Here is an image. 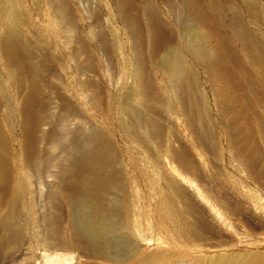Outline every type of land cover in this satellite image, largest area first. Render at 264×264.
Returning a JSON list of instances; mask_svg holds the SVG:
<instances>
[{
	"label": "bare ground",
	"instance_id": "6f19581e",
	"mask_svg": "<svg viewBox=\"0 0 264 264\" xmlns=\"http://www.w3.org/2000/svg\"><path fill=\"white\" fill-rule=\"evenodd\" d=\"M140 1L139 5L137 0H118L117 3L118 21L128 27L134 39V57L140 69L144 65V57L142 60L141 56L146 53L142 46L145 44V47L147 41L150 42V57L158 58L155 64L168 71L174 81L184 76L182 66L186 63V52L199 63H203L201 60L204 61L206 57L212 59L227 73L219 91L224 101L231 104V107H226L231 110L233 107L234 110L236 105H241L245 114L242 126L245 124L249 127L247 139L256 134L258 143L263 146L264 9L261 0H234L230 3L227 0ZM159 2L169 6L168 17L164 18L157 8ZM67 3L66 0H47L58 25L52 42L56 48L55 60L62 69H71L77 87L100 86L98 80L102 74L103 61L96 54L91 61L81 56L90 41L79 29L74 35L68 34L76 22ZM26 25L23 0H0V233L3 231L4 237L0 246L7 247L8 239L11 238L22 240L28 237L34 247V259L29 264H36L40 254L44 264H73L71 257L61 258L58 251L75 248L92 257L114 260L120 264H151L150 257L143 254L141 245L134 238V233L138 231L134 232L130 205L125 199L127 188L123 180L119 182L117 171L108 168V138L104 137L98 123L89 126L84 121H78L74 126L69 123L80 116L74 106L75 102L80 103L78 91L71 89L73 85L69 80H65V85L61 86L65 92H69V97L67 93L65 96L59 95L62 100L60 106L65 110L63 115L56 118L59 126L45 127L54 118L52 108L56 101L45 99L47 79L44 65L23 56V52L29 57L34 53L28 44ZM104 29L101 28L103 32ZM107 34L104 33V36ZM98 44L110 50L111 42L103 35L96 40L94 47ZM143 49L145 53L141 52ZM146 57L145 61L149 56ZM89 71L95 77L85 79L84 75ZM131 86L122 96L121 110L118 109L128 116L127 119H131L132 126L123 125L126 133L148 121L146 115L140 112V107L132 103L135 96ZM98 91L95 98L100 103L101 95ZM84 104L82 102L81 109ZM235 115L237 119V113ZM67 134L71 135L69 142L65 139ZM56 142L60 147L57 153L53 151ZM17 149L20 152L19 164L14 160V150ZM54 164L64 170L63 181L60 183L50 180V177L55 176L51 168ZM120 191L124 198L118 194ZM57 199L62 200L60 220H54L52 212L48 211L55 206ZM43 231L48 236L46 242L40 238ZM36 249H40L39 254ZM52 249H57V255L48 252ZM241 259L245 260L244 264H264L263 254H221L213 260L214 264H239ZM15 263L12 261V264Z\"/></svg>",
	"mask_w": 264,
	"mask_h": 264
},
{
	"label": "rangeland",
	"instance_id": "374dc122",
	"mask_svg": "<svg viewBox=\"0 0 264 264\" xmlns=\"http://www.w3.org/2000/svg\"><path fill=\"white\" fill-rule=\"evenodd\" d=\"M87 1L66 0L76 22L68 34L74 35L79 29L90 41L81 56L91 61L96 54L103 61L102 74L98 80L100 86L81 88L74 82L71 69H62L55 60L56 48L52 42L58 25L47 0H23L28 44L30 50L34 51L30 57L24 52L23 56L44 65L47 79L45 99L56 101L52 108L54 118L45 127L59 126L56 118L65 113L60 106L62 100L59 95L65 96L67 93L69 97V92L61 87L65 85V80H69L73 85L71 89L78 91L80 102L74 103L80 116L69 123L72 126L78 121H84L87 126L98 123L102 134L108 138V168L117 171L119 182L123 180L125 189H128L125 190V199L130 205L134 232L138 231L134 233V238L141 245L143 254L150 257L151 264H214L213 259L221 254L264 255V144L258 143L256 134L247 139L249 127L245 124L242 126L245 114L241 105L231 110V104L219 94L227 76L226 71L221 70L212 59L206 57L205 62L201 60L203 63H199L186 52V63L182 68L187 73L183 72L184 76L174 81L168 71L155 64L158 58L150 57L149 41L145 47V44L142 46L146 53L144 49L141 50L145 54L141 53L144 65L140 69L134 57V39L128 27L118 21V0H91L94 4ZM227 1L230 3L234 0ZM261 2L264 9V0ZM138 3L141 1L137 0ZM156 5L164 18L169 16L167 4L159 2ZM93 15L99 18L95 16V19ZM99 21L102 26L98 24ZM107 30L110 34H107ZM104 33L108 36H104ZM101 35L111 42L110 50H106L102 44H98V48L94 47ZM144 55L149 56L146 61ZM129 60L131 63L128 64ZM111 61L116 65H112ZM1 70L4 72L3 68ZM84 76L85 79L95 77L92 71ZM129 85H132L131 89L134 88L132 103L140 107V112L146 115L147 123H150L145 122L139 129L132 128L134 131L126 133L123 125L132 126L131 119H127L128 116L119 111V107L122 96L130 89ZM97 91L101 95L100 103L95 98ZM82 102H85L83 109L80 108ZM70 138V134L65 136L67 142ZM59 150L56 142L53 151L57 153ZM14 151V160L19 164L20 152L18 149ZM51 168L55 176L50 177V180L56 183L63 181L64 170L58 164ZM118 194L124 198L121 191ZM61 206L62 200H58L55 206L48 209L54 220H60ZM40 234V238L46 242L47 233L43 231ZM3 239L2 231L0 243ZM8 244L3 248L0 246V264H12V261L15 264H29L33 261L34 247L28 237L22 240L8 239ZM56 250L48 252L57 255ZM61 250L58 251L61 253L59 256L71 257L73 264H120L114 260L92 257L78 248ZM37 251L39 254L40 249ZM244 263L243 259L239 261V264ZM36 264H44L41 254Z\"/></svg>",
	"mask_w": 264,
	"mask_h": 264
}]
</instances>
